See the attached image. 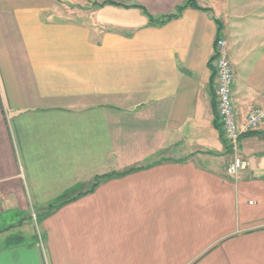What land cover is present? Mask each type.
Here are the masks:
<instances>
[{
    "label": "crops",
    "instance_id": "1",
    "mask_svg": "<svg viewBox=\"0 0 264 264\" xmlns=\"http://www.w3.org/2000/svg\"><path fill=\"white\" fill-rule=\"evenodd\" d=\"M186 1L0 0V264H264V123L229 175L209 65L218 23L264 109V0L144 13Z\"/></svg>",
    "mask_w": 264,
    "mask_h": 264
},
{
    "label": "built area",
    "instance_id": "2",
    "mask_svg": "<svg viewBox=\"0 0 264 264\" xmlns=\"http://www.w3.org/2000/svg\"><path fill=\"white\" fill-rule=\"evenodd\" d=\"M213 67L216 76L215 108L223 139L234 155L227 167L231 176L244 170L246 162L237 155L239 141L244 133L255 131L264 123V109H250L241 119L238 118L233 103L234 71L231 62L225 55V41L219 39L215 44ZM1 204V198H0Z\"/></svg>",
    "mask_w": 264,
    "mask_h": 264
},
{
    "label": "trees",
    "instance_id": "3",
    "mask_svg": "<svg viewBox=\"0 0 264 264\" xmlns=\"http://www.w3.org/2000/svg\"><path fill=\"white\" fill-rule=\"evenodd\" d=\"M109 4L118 5V6H122V7H124V8H128V6H126V5H121V4H119V3H115V2H113V1H109ZM134 7H139V6H134ZM187 7H191V8H195V9H201V8H199V7L197 6L195 0H187L185 3L179 5V6L176 8L175 13H173V14H171V15H167V16L162 17V18H160V19H153V18L150 17V16H149L144 10H143V11H144L145 15H146L147 18H148V22H149V24L160 26V25H163L166 21H168V20H170V19H172V18H174V17H177V16L182 12V10L185 9V8H187ZM221 28H222L221 25L217 23V35H216V39H215V44H216V42H217L219 39H221V34H220V33H221ZM214 58H215L214 55H212V57H211V59H210V61H209V65H210V63H213ZM214 124H215L216 128H217V129L219 130V132H220V137L222 138V141H223V143H224V145H225V148L228 149V147H227V145H226V143H225V141H224V139H223V134H222V130H221L220 124H219V122H218V119L215 120ZM256 134H257L256 131H250V132H247V133H244L243 135H241L240 138H243V137H246V136H252V135H256ZM140 168H141V167H140ZM137 169H138V168H136V169H129L127 172H123V174H124V173H128V172H131V171H133V170H137ZM99 179H103V177H101V178H99ZM99 179H97V181L92 185L91 189H93V188L98 184V182H99L98 180H99ZM71 199H72V198H67L66 196L63 195V196L61 197V199H59L58 202H57L55 205H59V204L63 203L64 201H68V200H71ZM53 206H54L53 204L49 205L50 208H52Z\"/></svg>",
    "mask_w": 264,
    "mask_h": 264
}]
</instances>
